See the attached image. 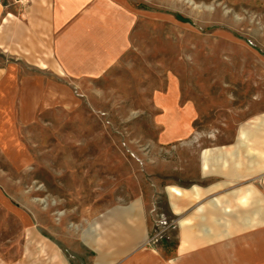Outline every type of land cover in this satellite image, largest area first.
I'll use <instances>...</instances> for the list:
<instances>
[{"label":"rangeland","instance_id":"374dc122","mask_svg":"<svg viewBox=\"0 0 264 264\" xmlns=\"http://www.w3.org/2000/svg\"><path fill=\"white\" fill-rule=\"evenodd\" d=\"M123 1L133 22L119 59L94 74H45L70 101L20 126L18 147L0 152V264H89L88 222L136 200L152 232L164 187L195 179L198 150L264 113V0ZM172 107L181 116L168 119L189 127L165 143Z\"/></svg>","mask_w":264,"mask_h":264},{"label":"crops","instance_id":"0c3cea01","mask_svg":"<svg viewBox=\"0 0 264 264\" xmlns=\"http://www.w3.org/2000/svg\"><path fill=\"white\" fill-rule=\"evenodd\" d=\"M128 15L123 0H0V152L18 147L20 126L70 101L45 74H94L119 59ZM168 111L176 115L162 114L165 143L189 127L179 118L177 128L168 117L180 113ZM195 170L190 183L163 189V214L176 221L169 255L145 246L146 208L136 200L88 222L80 241L89 264H264V113L238 125L229 143L201 147Z\"/></svg>","mask_w":264,"mask_h":264},{"label":"built area","instance_id":"2783aa9c","mask_svg":"<svg viewBox=\"0 0 264 264\" xmlns=\"http://www.w3.org/2000/svg\"><path fill=\"white\" fill-rule=\"evenodd\" d=\"M175 223V219L159 214L156 219H154V230L150 232L149 229L145 246L161 250V246H158L159 239L162 238L165 231L173 229Z\"/></svg>","mask_w":264,"mask_h":264},{"label":"trees","instance_id":"16d2710c","mask_svg":"<svg viewBox=\"0 0 264 264\" xmlns=\"http://www.w3.org/2000/svg\"><path fill=\"white\" fill-rule=\"evenodd\" d=\"M177 19H180V20H182L179 16H175ZM184 21V20H183ZM167 246V245H166ZM168 253H169V251H168Z\"/></svg>","mask_w":264,"mask_h":264}]
</instances>
